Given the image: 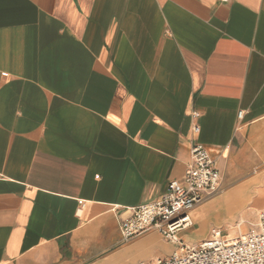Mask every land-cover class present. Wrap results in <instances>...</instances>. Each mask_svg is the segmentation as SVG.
I'll list each match as a JSON object with an SVG mask.
<instances>
[{"label": "crops", "instance_id": "0c3cea01", "mask_svg": "<svg viewBox=\"0 0 264 264\" xmlns=\"http://www.w3.org/2000/svg\"><path fill=\"white\" fill-rule=\"evenodd\" d=\"M194 143L223 186L185 244L264 178V0H0V264L169 257L120 224L184 178Z\"/></svg>", "mask_w": 264, "mask_h": 264}, {"label": "built area", "instance_id": "2783aa9c", "mask_svg": "<svg viewBox=\"0 0 264 264\" xmlns=\"http://www.w3.org/2000/svg\"><path fill=\"white\" fill-rule=\"evenodd\" d=\"M242 115L239 113V117ZM191 117L193 133L198 134L199 114L194 112ZM222 186L223 177L215 161L203 145L194 143L191 163L181 181L171 180L159 199L127 209L129 216L120 224L125 242L156 231L166 241L178 245L169 257L136 264H264V209L246 233L214 230L207 239L195 244L179 239L180 232L193 226L192 210L220 194Z\"/></svg>", "mask_w": 264, "mask_h": 264}, {"label": "rangeland", "instance_id": "374dc122", "mask_svg": "<svg viewBox=\"0 0 264 264\" xmlns=\"http://www.w3.org/2000/svg\"><path fill=\"white\" fill-rule=\"evenodd\" d=\"M248 199H252L253 201L264 200V178L255 183ZM253 201H248L242 208L231 209L227 215L226 212L228 209H224L225 215L220 218H212L210 222L211 231L209 236L214 230H223L224 232L231 234L238 231L246 233L251 228V225L256 222L259 212L264 209V205L257 206ZM238 225L239 227H237Z\"/></svg>", "mask_w": 264, "mask_h": 264}]
</instances>
